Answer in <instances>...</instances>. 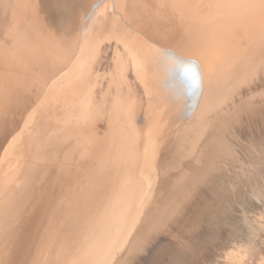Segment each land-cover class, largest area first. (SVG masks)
I'll list each match as a JSON object with an SVG mask.
<instances>
[{"label":"bare ground","instance_id":"obj_1","mask_svg":"<svg viewBox=\"0 0 264 264\" xmlns=\"http://www.w3.org/2000/svg\"><path fill=\"white\" fill-rule=\"evenodd\" d=\"M263 217L264 0H0V264H264Z\"/></svg>","mask_w":264,"mask_h":264},{"label":"rangeland","instance_id":"obj_2","mask_svg":"<svg viewBox=\"0 0 264 264\" xmlns=\"http://www.w3.org/2000/svg\"><path fill=\"white\" fill-rule=\"evenodd\" d=\"M261 223L263 225V230H261L260 232V237H259V245H260V250H261V254H262V257H263V260H264V217L263 219L261 220ZM261 240V241H260Z\"/></svg>","mask_w":264,"mask_h":264}]
</instances>
